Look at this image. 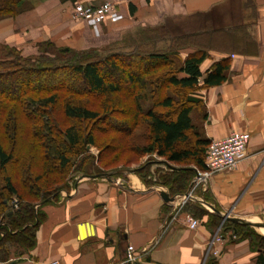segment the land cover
Listing matches in <instances>:
<instances>
[{"label":"crops","instance_id":"obj_1","mask_svg":"<svg viewBox=\"0 0 264 264\" xmlns=\"http://www.w3.org/2000/svg\"><path fill=\"white\" fill-rule=\"evenodd\" d=\"M107 1L119 7L124 19L103 23L98 36L87 24L71 21L73 3L99 6ZM45 3L35 12L41 37L66 41V46L74 50L94 49L106 56L135 50L152 53L159 50L149 47L161 43L160 51H167L174 46L173 38H154L158 36L156 28H163L182 39L178 53L183 61L199 50L208 53L201 65L204 74L215 64L228 61L223 84L210 88L201 84L190 95L200 100L191 114L193 124L201 138L210 143L233 132H248L251 141L248 158L236 170L200 184L194 199L176 215L173 202L162 199L158 185L147 187L136 173L116 177L115 182L76 181L70 193L61 192L57 200L42 207L45 220L38 229L36 247L0 264H127L129 246L140 255L136 264H206L212 256L218 264H256L258 253L251 250L249 241L228 240L215 245L212 241L225 223L217 213L264 226V0ZM79 25L83 26L81 30ZM154 155L162 161H148L147 165L167 169L164 159ZM190 168L196 170L195 177L201 171L194 165ZM178 195L171 193L174 199ZM196 204L218 216L221 224L214 226L210 215L199 218L187 212V206ZM186 215L197 219L199 228L189 229Z\"/></svg>","mask_w":264,"mask_h":264},{"label":"trees","instance_id":"obj_2","mask_svg":"<svg viewBox=\"0 0 264 264\" xmlns=\"http://www.w3.org/2000/svg\"><path fill=\"white\" fill-rule=\"evenodd\" d=\"M22 2L0 0V18L18 14ZM181 40L176 37L169 51L152 53L101 56L92 49L56 48L59 59L54 61H0V262L9 261L14 250L21 257L34 249L45 220L42 207L57 200L72 176L99 174L98 163L108 158L117 160L127 151L142 157L157 154L167 171L160 170L157 177L147 165L136 174L157 178L149 184L174 195L189 191L195 177L190 167L205 170L211 144L193 124L191 114L200 100L190 95L201 84H223L229 65L224 60L204 74L201 65L208 53L199 50L183 61L178 53ZM135 63L140 64L135 73H128ZM116 74H127L128 93L112 80ZM181 74L186 76L179 78ZM58 75L64 77L61 82ZM18 78L21 84L13 88ZM49 81L55 84L43 85ZM114 121L121 124H108ZM141 140L146 146L133 145ZM89 148L99 155H91ZM37 204L41 207L36 210ZM186 210L194 217L210 215L214 226L221 224L198 204ZM221 232L233 243L249 241L258 253L256 264H264V236L231 221H225ZM206 264L218 262L212 256Z\"/></svg>","mask_w":264,"mask_h":264},{"label":"rangeland","instance_id":"obj_3","mask_svg":"<svg viewBox=\"0 0 264 264\" xmlns=\"http://www.w3.org/2000/svg\"><path fill=\"white\" fill-rule=\"evenodd\" d=\"M49 0H23V2L21 3V5L19 6L18 9V14L16 13L15 16H7V17H1L0 18V61H10V62H15V64H19V60H17V57L22 58L21 62H27V61H38L41 60L42 62H49V61H54V59H59L58 56V51L56 50V48H65V49H70L73 51H77V52H85L83 50L79 51V50H74L71 48H68L67 42L64 41H53V39L47 37V38H43L41 37V31L37 30V20H36V10L39 9L41 6H43L44 4H46L45 2H47ZM62 4L68 2V0H61ZM113 3V2H112ZM118 9L119 7L113 3ZM75 4H72V7L70 8L69 11V15H70V19L72 22L76 23V24H87L84 21H79V20H75L73 19V8H74ZM123 21V20H122ZM88 25V24H87ZM51 26H53L51 24ZM89 26V25H88ZM102 26V25H101ZM82 25H79V29H82ZM90 27V26H89ZM91 28V27H90ZM158 31V36L154 37L157 39H163L165 38V40H169L171 41V38H173V42L175 41L176 37L172 36L171 34L169 35V32H167V30L163 29V28H156ZM160 29V30H159ZM91 30L94 32V34L96 36H98L99 33H97L96 31H94L92 28ZM154 42H156V39H153ZM171 42V43H173ZM162 44L159 43V45L156 46V44L153 45V47H149L151 51H156V50H161L162 48ZM143 47V46H141ZM159 49H158V48ZM164 49V48H163ZM94 50V49H92ZM89 51V50H86ZM99 54L101 56H106L105 54H101L99 52ZM45 56V57H43ZM21 64V63H20ZM140 64L135 63L134 67H129L128 68V73H135L136 71V67H139ZM63 76L58 75L57 80H59L61 82V80H63ZM16 83L13 84L14 86H12L13 88L19 84H21L20 81H22V78H18L15 79ZM25 80V77L23 78V81ZM57 80L55 82H57ZM112 80L118 84H120L124 89L125 92H129L130 88L127 84V74H121V75H114ZM59 82V83H60ZM9 83V82H8ZM11 83V82H10ZM54 83V82H53ZM53 83H51V81L43 84L44 86H50ZM55 84V83H54ZM12 87H10L12 89ZM7 90L8 92H11L12 90ZM181 96V95H179ZM108 124H113V125H119L121 123L119 122H115L114 123H108ZM107 125V124H106ZM104 127V125H102ZM142 133H145V130L141 131ZM138 144L139 146H146L147 142L144 140L141 141H136L133 145ZM189 147H191V144H188ZM89 151L91 152V155L93 156H98L99 155V151L95 148H89ZM148 161H154V162H159L162 161L160 160L157 156H155L154 154L151 155H146V156H136L135 154L127 151L126 153H123V155L119 156V158L117 160H114L113 158H108L107 160H105L102 163H98L99 165L97 166V168L99 169V174H104V173H110V172H115V171H119V170H127V169H140L142 167L147 166ZM158 165H153L151 167V174H154L158 177V174L161 173V171L165 172L167 171L166 168H163V166H159ZM162 168V169H161ZM161 170V171H160ZM160 171V172H158ZM11 174V171H8ZM137 173V172H136ZM2 176V173L0 175ZM127 176V174H122V175H118L117 177L119 178H125ZM146 176V175H145ZM77 175L72 176V179L67 181V185L63 186V187H67L66 189H63L61 192L62 193H70L72 188L74 187L75 182L77 181L76 179H78ZM140 177V176H139ZM141 178V177H140ZM143 183L147 186V187H155V185L153 184H149L150 181L154 182L157 181V178L155 179V177L150 178L149 176L146 178L142 177L141 178ZM69 186V187H68ZM192 188V183L190 186L191 190ZM198 188V187H197ZM195 188V190L197 189ZM15 203L19 204L18 200L15 199L14 200V204ZM18 207L16 208L14 206V209H18ZM261 222H264V220H261ZM258 223V222H257ZM256 222L252 223L251 227L257 234L264 236V233L260 231V229H258L255 226ZM228 241V239H227ZM13 253L17 254V251H13ZM14 257H18L15 256ZM13 256V255H12Z\"/></svg>","mask_w":264,"mask_h":264},{"label":"built area","instance_id":"obj_4","mask_svg":"<svg viewBox=\"0 0 264 264\" xmlns=\"http://www.w3.org/2000/svg\"><path fill=\"white\" fill-rule=\"evenodd\" d=\"M73 19L86 22L94 31L99 33L101 25L107 21L118 23L124 19V15L110 1L104 2L99 6L90 4H75L73 8ZM251 141V135L248 132H233L227 138L221 141L212 142L209 145L206 156V168L198 171L194 178L192 188L186 194L176 196L173 202V213L176 215L184 206L194 199V191L200 184L205 185L213 176L221 173L232 172L236 170L240 163L248 158V147ZM18 207V203L14 205ZM185 224L189 229H197L200 222L191 215L185 216ZM235 238V237H233ZM223 235L218 233L212 241V245L227 241ZM218 256V251L215 252ZM140 258L139 253L133 246L127 248L126 262L136 264ZM47 264H59L51 261Z\"/></svg>","mask_w":264,"mask_h":264},{"label":"water","instance_id":"obj_5","mask_svg":"<svg viewBox=\"0 0 264 264\" xmlns=\"http://www.w3.org/2000/svg\"><path fill=\"white\" fill-rule=\"evenodd\" d=\"M137 171H138V169H127V170H119V171H115V172L104 173V174H96V175H86V174L81 173V174H78L77 184L80 181L85 180V179H88V180L106 179V180H108L110 182H113V181L115 182L117 180L116 177L118 175L134 174ZM158 190L160 192V195H161L162 199L166 203H170V202H174L175 201L174 197L171 196L170 190L168 188L163 187V186H158ZM40 205L41 204H37L35 206V209L37 210ZM217 214H218V216L223 218L224 221H231V222H235V223H239V224H243V225H247V226H252V223L250 221H248V220H239V219L231 218L229 216V214H226V215L220 214V213H217ZM255 226L257 228H259V229H264V226L262 224H260V223H256Z\"/></svg>","mask_w":264,"mask_h":264},{"label":"bare ground","instance_id":"obj_6","mask_svg":"<svg viewBox=\"0 0 264 264\" xmlns=\"http://www.w3.org/2000/svg\"><path fill=\"white\" fill-rule=\"evenodd\" d=\"M262 232H264V229H260Z\"/></svg>","mask_w":264,"mask_h":264}]
</instances>
